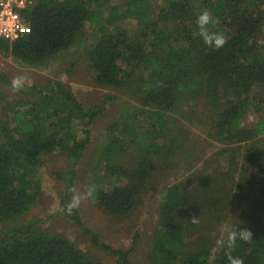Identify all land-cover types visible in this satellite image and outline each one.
<instances>
[{
  "label": "trees",
  "instance_id": "trees-1",
  "mask_svg": "<svg viewBox=\"0 0 264 264\" xmlns=\"http://www.w3.org/2000/svg\"><path fill=\"white\" fill-rule=\"evenodd\" d=\"M34 1L23 12L31 32L14 42L0 39V51L23 65H41L76 43H86L83 31L90 25L96 34L83 57L96 84L130 87L150 122L124 128L125 117L100 139L97 169L121 183L96 192L98 207L128 216L152 183L156 164L176 170L184 163L181 179L160 192L150 264H228L223 251H211L214 225L223 222L234 188L252 182L230 229H250L252 242L237 240L232 255L244 264H264V0H165L157 15L153 0ZM203 10L218 20L209 28L226 38L222 48H210L193 35ZM133 20L137 27L131 35L122 24ZM11 81L0 72V84L11 87ZM25 92L33 96L10 110V123L0 120V264H105L62 233L19 222L36 205L41 191L32 186L33 179L50 154H63L70 164L66 172L54 174L67 185L62 200L66 215L95 247L116 258L115 264H132L134 245L114 249L89 229L77 209L66 211L94 124L113 98L86 107L62 81ZM202 100L207 106L203 119L197 116ZM251 112L263 119L246 127L243 122ZM180 115L190 124L205 125L207 138L233 153L228 169L194 160L199 150L197 145L187 149L190 136L176 121ZM130 148L140 157L126 165L123 157ZM236 155L249 174L256 173L247 181L242 174L239 185L233 181L241 173ZM194 216L201 222L192 223Z\"/></svg>",
  "mask_w": 264,
  "mask_h": 264
},
{
  "label": "rangeland",
  "instance_id": "rangeland-1",
  "mask_svg": "<svg viewBox=\"0 0 264 264\" xmlns=\"http://www.w3.org/2000/svg\"><path fill=\"white\" fill-rule=\"evenodd\" d=\"M164 2L165 0H153L151 2V8L156 15ZM122 27L128 29L130 34L133 35L136 32L137 23L134 20L126 21L122 24ZM95 34V29L87 25L83 31L86 43H82V46L76 43L70 49L61 52L46 63L32 67L23 65L0 51V72L11 80L16 76L26 77V83L19 91H13L11 87L0 84V120L10 123V110L20 101H29L32 98L33 94L26 93V89L32 86H45L50 82L62 81L65 83L86 107H94L103 103L108 97L113 98L107 110L97 118L91 135V144L79 162L77 177L74 181L75 188L80 192L90 189L91 195L86 201L81 203L77 210L84 223L105 244L114 249L123 250H127L134 245L131 255L132 264H150L152 241L158 226L160 192L165 184H172L176 180L181 179L182 171L186 168V165L180 163V167L175 170L171 167L158 169L156 164L152 183L147 186L139 198L135 211L126 217L110 215L98 207L96 192L99 189L112 188L115 184L121 183V180L116 177H110L104 170L97 169L100 139L105 138L110 128L117 121L125 120V117L127 119L125 120L124 128H130L134 126V123L142 124L140 128H143L149 125L150 122L147 116H144L145 110L141 107L137 95L131 94L130 87L114 89L101 87L96 84L89 62L83 57L84 50L87 48L86 44H90L89 41L92 40ZM261 39L264 44V33ZM137 108L142 112H137ZM206 110L207 106L204 101L203 103H198V118L203 119V115L207 113ZM261 119H263L261 115L251 112L243 124L246 127H250ZM176 121L179 126L189 132L190 141L187 144V149L197 145L199 153L197 152L196 155H193L194 160L202 163L207 161L214 162V165H218L217 168L221 171L229 168L230 163L228 160L233 157V153L229 149L224 148L219 142L208 139L205 125L200 123H197V125L190 124L185 121L183 115L178 116ZM223 149L221 158H217V154ZM215 154L216 159H213ZM138 157L140 155H138L137 149L130 148V151L123 157V163L129 165ZM237 157L236 155L235 158L241 173H236L233 181L234 184L239 185V178L242 174L247 175L244 180L247 181L256 177V173L250 171L249 174V169L246 168L247 165L242 161L240 162ZM42 163V166L36 170L33 179L34 185H32L34 188L40 189L41 194L33 209L23 216L19 222H32L39 229L50 233H62L78 246L89 250L105 264H115L116 258L95 247L91 239L81 229L76 227L64 211L62 200L65 196L67 185L64 181L58 180L54 174L64 173L69 169L68 158L63 154H50L42 158ZM251 183L247 181L243 186L234 188L230 196L231 205H229V210L223 215V222L214 225L217 230L212 235L213 239L215 238L216 240L219 237V228L222 225L228 230L231 229L232 223L236 219L238 212H240V207L245 197L248 195L246 193L250 194ZM153 188L156 189V192L153 191ZM206 218L207 216H205ZM1 228L2 226H0Z\"/></svg>",
  "mask_w": 264,
  "mask_h": 264
},
{
  "label": "clouds",
  "instance_id": "clouds-1",
  "mask_svg": "<svg viewBox=\"0 0 264 264\" xmlns=\"http://www.w3.org/2000/svg\"><path fill=\"white\" fill-rule=\"evenodd\" d=\"M218 23V20H214L212 14L208 10H203L196 19V31L193 35L202 39L203 43L210 48H222L227 40L224 35L219 32L211 31L210 24ZM26 83V77L16 76L11 81V88L13 91H19ZM73 193L71 200L66 205V211L68 214H72L74 210L79 208L82 202L86 201L91 195V190L84 192L78 191L75 187L71 188ZM191 222L194 224L199 223V217H192ZM220 235L215 240L212 252L223 251L228 264H244V260L238 256L232 255V250L236 246L237 240L251 243L253 233L250 229L240 228L238 230H228L223 225L219 228Z\"/></svg>",
  "mask_w": 264,
  "mask_h": 264
},
{
  "label": "built area",
  "instance_id": "built-area-1",
  "mask_svg": "<svg viewBox=\"0 0 264 264\" xmlns=\"http://www.w3.org/2000/svg\"><path fill=\"white\" fill-rule=\"evenodd\" d=\"M34 4V0H0L1 40L14 42L31 32L23 12Z\"/></svg>",
  "mask_w": 264,
  "mask_h": 264
}]
</instances>
